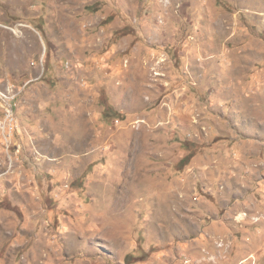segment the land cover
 Returning a JSON list of instances; mask_svg holds the SVG:
<instances>
[{
    "label": "rangeland",
    "instance_id": "obj_1",
    "mask_svg": "<svg viewBox=\"0 0 264 264\" xmlns=\"http://www.w3.org/2000/svg\"><path fill=\"white\" fill-rule=\"evenodd\" d=\"M0 264H264V0H0Z\"/></svg>",
    "mask_w": 264,
    "mask_h": 264
},
{
    "label": "built area",
    "instance_id": "obj_2",
    "mask_svg": "<svg viewBox=\"0 0 264 264\" xmlns=\"http://www.w3.org/2000/svg\"><path fill=\"white\" fill-rule=\"evenodd\" d=\"M5 117H6V121H9L10 123L13 121V110H12L11 106H9L6 109Z\"/></svg>",
    "mask_w": 264,
    "mask_h": 264
}]
</instances>
